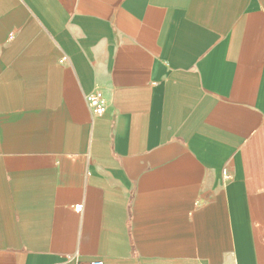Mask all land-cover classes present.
I'll return each instance as SVG.
<instances>
[{"label": "crops", "instance_id": "crops-1", "mask_svg": "<svg viewBox=\"0 0 264 264\" xmlns=\"http://www.w3.org/2000/svg\"><path fill=\"white\" fill-rule=\"evenodd\" d=\"M94 259L264 264V0H0V264Z\"/></svg>", "mask_w": 264, "mask_h": 264}, {"label": "built area", "instance_id": "built-area-1", "mask_svg": "<svg viewBox=\"0 0 264 264\" xmlns=\"http://www.w3.org/2000/svg\"><path fill=\"white\" fill-rule=\"evenodd\" d=\"M85 99L88 103V105L91 108V111L94 115H101L105 109V99L104 96L99 89H95L92 92L88 93L85 95ZM76 212H81L82 211V205L77 204L74 207ZM66 260H72L73 256L72 255H67L65 256ZM87 264H104L102 260L100 259H94L88 262Z\"/></svg>", "mask_w": 264, "mask_h": 264}]
</instances>
